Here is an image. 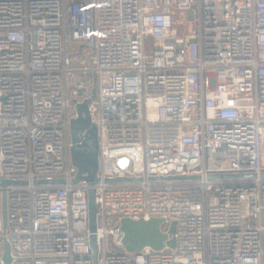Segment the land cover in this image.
<instances>
[{
	"label": "built area",
	"instance_id": "2783aa9c",
	"mask_svg": "<svg viewBox=\"0 0 264 264\" xmlns=\"http://www.w3.org/2000/svg\"><path fill=\"white\" fill-rule=\"evenodd\" d=\"M95 84L91 185L70 121ZM263 172L264 0H0V264L5 240L11 264H93L91 187L98 264H264ZM124 217L176 246L127 251Z\"/></svg>",
	"mask_w": 264,
	"mask_h": 264
},
{
	"label": "water",
	"instance_id": "95a60500",
	"mask_svg": "<svg viewBox=\"0 0 264 264\" xmlns=\"http://www.w3.org/2000/svg\"><path fill=\"white\" fill-rule=\"evenodd\" d=\"M82 91V90H81ZM92 97L86 99L82 103L73 104L77 108L78 116L74 117L70 121V133L72 145L70 148L72 163L77 167L78 172L76 181L86 180L91 185L96 184L99 181V132L95 122H93L91 113L89 110V104L92 99L96 98L97 89L96 84L91 88ZM256 173H215L209 174L210 179H242V178H254ZM264 177V172L261 174ZM198 174H182L171 176H153L152 180H187L198 179ZM134 178L117 177L111 181L119 182L132 180ZM37 182H64L63 179L54 180H37ZM8 183H16L11 179L0 180V184L6 185ZM89 201V228L91 231L90 242L92 246V259L93 264H98V245H97V213L98 207L96 203V190L91 187L88 191ZM7 212H6V198H4V226L6 227ZM163 218L152 217L150 219H133L130 217H124L120 220L121 228L124 231L123 245L129 252H138L143 248L149 246L153 249H162L165 247L174 248L176 246V222L173 221L170 225L169 231L162 230ZM3 260L5 264H11V247L7 240L4 242V256Z\"/></svg>",
	"mask_w": 264,
	"mask_h": 264
},
{
	"label": "rangeland",
	"instance_id": "374dc122",
	"mask_svg": "<svg viewBox=\"0 0 264 264\" xmlns=\"http://www.w3.org/2000/svg\"><path fill=\"white\" fill-rule=\"evenodd\" d=\"M177 16H178V17H180L179 15H177ZM182 28H183L182 26H179V27H178V30H180V31H181V30H182ZM149 47H150V48H152V44H151V43L149 44ZM113 223H114V222H113ZM110 224H112V223L110 222Z\"/></svg>",
	"mask_w": 264,
	"mask_h": 264
}]
</instances>
